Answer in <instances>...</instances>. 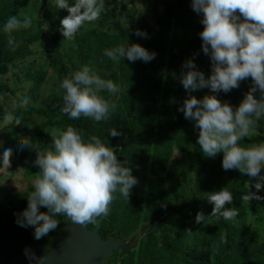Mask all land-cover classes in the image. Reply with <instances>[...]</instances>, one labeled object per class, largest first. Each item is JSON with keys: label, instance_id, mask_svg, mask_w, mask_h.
Returning <instances> with one entry per match:
<instances>
[{"label": "trees", "instance_id": "trees-1", "mask_svg": "<svg viewBox=\"0 0 264 264\" xmlns=\"http://www.w3.org/2000/svg\"><path fill=\"white\" fill-rule=\"evenodd\" d=\"M33 1L0 0V95L13 93L2 80L9 74L11 66L29 57L32 47L46 36L42 28L35 34L30 28H19L10 34L2 30L8 17L23 18L22 10L25 11ZM112 2L108 17L113 21L116 35L94 28L61 49L66 38L62 35L60 21L68 12L58 9L55 0L47 1L43 21L48 27H58L54 37L57 47L48 52L49 64L57 72V83L49 106L40 112L44 125L31 138L32 148L25 150L32 173L38 175L40 171L33 164L36 151L51 150L53 138L48 131L72 126L85 139L90 136L101 138L113 148L118 161L130 168L138 179L128 200L117 191L108 206V215L97 218L96 223H88L89 229L98 230L103 239L114 237L125 242L133 240L140 227L148 224L142 228L145 231H141L147 233L139 238L134 249L114 253L108 260L115 264H264V241L253 236L250 220L257 216V208L264 210V199L243 202L241 197L249 190L256 192L251 177L238 169L225 171L222 168L223 153L205 156L197 143L199 129L195 127V121L186 119L179 110L186 99L192 96L202 99L206 95H217L222 103L227 102L235 109L254 86L252 78L241 81L238 88L228 93H212L207 87L189 92L181 83L186 71L183 65L188 60L194 62L206 79L212 74V61L203 52L199 35L204 28L202 14L193 10L192 0H161L163 12L154 6L155 29L145 26V38L127 28L118 15L119 0ZM9 35L13 38L12 44L8 42ZM127 41L155 52V58L148 63L142 60L132 63L126 58L115 63L104 55L105 49ZM83 65H90L102 78L121 85L122 91L114 97L107 92L100 93L117 105L107 120L94 122L83 116L72 120L60 110L64 95L61 81ZM43 76L42 71L27 72L23 80L39 85ZM257 92L259 90L254 95ZM25 106L17 105L19 119H27L32 113L31 102ZM255 122L258 135L251 139L245 137L240 141L242 147L264 143V117ZM111 128H116L120 135L110 136ZM173 150L188 158L182 169V179L176 172L168 170ZM226 187L233 194L232 203L226 207H232L238 213L230 221L210 216L213 205L206 200L207 193ZM257 195L264 198V188ZM28 203L25 195L8 196L0 203V232L6 230L13 237L21 236L30 244L37 242L46 250L55 232L72 220L57 216V229L37 240L34 226L21 227L17 223ZM47 211L44 207L41 212ZM198 212L206 216L200 223L196 222Z\"/></svg>", "mask_w": 264, "mask_h": 264}, {"label": "clouds", "instance_id": "clouds-1", "mask_svg": "<svg viewBox=\"0 0 264 264\" xmlns=\"http://www.w3.org/2000/svg\"><path fill=\"white\" fill-rule=\"evenodd\" d=\"M55 4L68 12L60 24L62 35L69 41L86 24L96 21L104 9L103 0H55ZM192 8L202 14L204 28L199 35L203 52L211 58L212 74L206 79L190 59L183 65L186 69L181 77L183 87L189 92L207 87L212 93H228L248 77L252 78L254 86L235 109L227 102L222 103L217 95H206L202 99L195 96L186 99L179 110L186 119L195 121L199 129L197 143L205 156L223 153L225 171L238 169L256 179L253 185L256 192L249 190L241 197L243 202L259 201L264 199L257 195L264 188V175H260L264 168V143L242 147L240 141L250 134L255 121L264 117V0H192ZM31 23L29 16L13 15L8 17L2 30L10 34L19 28H29ZM135 35L145 38L147 33L137 30ZM8 42H14L11 35ZM104 55L115 63L124 58L132 63L138 60L148 63L156 54L139 43L127 41L105 49ZM60 87L64 90L61 112L72 120L83 116L94 122L107 120L117 108L100 93L116 95L122 91L120 84L102 78L90 65H83L64 78ZM257 90L259 100L254 96ZM50 134L51 150L36 151L33 164L40 171L28 196V207L17 220L21 227L34 226L37 240L57 229L56 217L60 215L81 225L96 223L97 218L108 215L114 193L118 191L128 200L138 183L131 169L118 161L113 148L101 138L85 139L72 126ZM108 134L116 137L120 132L111 128ZM18 145L22 149L32 148L31 141L25 137L18 140ZM10 155V148L0 153V171L9 167ZM206 200L213 205L210 216L230 221L238 215L234 208L226 207L233 201L227 187L207 193ZM41 207L48 211L41 212ZM205 218L203 212H198L196 222ZM25 255L29 264H44V256L36 257L28 249Z\"/></svg>", "mask_w": 264, "mask_h": 264}, {"label": "rangeland", "instance_id": "rangeland-1", "mask_svg": "<svg viewBox=\"0 0 264 264\" xmlns=\"http://www.w3.org/2000/svg\"><path fill=\"white\" fill-rule=\"evenodd\" d=\"M47 1L35 0L25 8V11L22 10L21 16H29L32 20L29 27L31 32L35 34L42 28L45 30L46 36L40 43L32 47V54L29 57L16 61L11 66L9 74L2 78L12 89L13 93L0 95V153H2L4 148L11 149L10 165L4 172L0 171V203L4 202L8 196L25 195L28 198L30 192L33 190L34 181L37 176L32 173L31 165L26 162V148L22 149L18 145V140L21 137L31 140L36 131L43 127L44 120L40 116V112L49 106V100L56 88L57 72L49 64L48 52L57 47V41L54 37L58 27H48L43 21V11ZM112 1L103 0L104 9L99 18L82 27L75 38L85 35L94 28L104 33L116 35L117 31L114 28L113 21L108 17L113 8ZM154 6H158V11L163 12L161 0H119L118 15L127 28L135 32L137 30L144 32L147 29L145 26L155 29L152 12ZM73 40H65V44L60 48L65 49ZM35 71H42L44 73L39 85L23 80L27 72ZM254 96L259 100L260 92H257ZM242 100L236 104L235 108L239 106ZM29 101L31 102L32 109L30 117L24 120L19 119L17 105L21 104L23 108H26L25 104ZM8 117L11 119H6ZM256 127L257 124L255 122L247 138L251 139L258 135ZM46 130L48 131V129ZM52 132L53 130L48 131V134L51 136L50 133ZM187 163L188 158L186 155L173 150L168 170L176 172L178 177L182 179V169ZM260 175H264V168L261 169ZM251 180L253 183L256 182L255 178H251ZM43 208L41 207L39 210L42 211ZM257 213V216L250 217L254 229L253 236L264 241V210L257 208ZM147 225H142L138 232L145 231L142 228ZM131 240L128 239L126 242L129 243ZM107 263L115 264L111 260H108Z\"/></svg>", "mask_w": 264, "mask_h": 264}, {"label": "water", "instance_id": "water-1", "mask_svg": "<svg viewBox=\"0 0 264 264\" xmlns=\"http://www.w3.org/2000/svg\"><path fill=\"white\" fill-rule=\"evenodd\" d=\"M146 233L139 232L127 243L114 237L103 239L98 230L89 229L88 223L81 225L72 221L55 232L47 250L43 252L37 242L30 244L25 238L13 237L4 230L0 232V264H29L25 249L36 257L44 256V264H108L112 254L131 251Z\"/></svg>", "mask_w": 264, "mask_h": 264}, {"label": "flooded vegetation", "instance_id": "flooded-vegetation-1", "mask_svg": "<svg viewBox=\"0 0 264 264\" xmlns=\"http://www.w3.org/2000/svg\"><path fill=\"white\" fill-rule=\"evenodd\" d=\"M47 250V249H46ZM46 250H43V252H45Z\"/></svg>", "mask_w": 264, "mask_h": 264}]
</instances>
